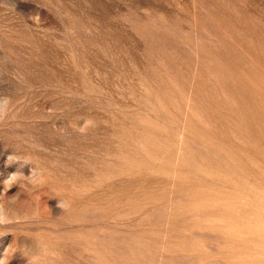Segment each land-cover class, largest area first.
<instances>
[{
	"label": "rangeland",
	"instance_id": "374dc122",
	"mask_svg": "<svg viewBox=\"0 0 264 264\" xmlns=\"http://www.w3.org/2000/svg\"><path fill=\"white\" fill-rule=\"evenodd\" d=\"M2 98L4 264H264V0H0Z\"/></svg>",
	"mask_w": 264,
	"mask_h": 264
},
{
	"label": "clouds",
	"instance_id": "9594fccd",
	"mask_svg": "<svg viewBox=\"0 0 264 264\" xmlns=\"http://www.w3.org/2000/svg\"><path fill=\"white\" fill-rule=\"evenodd\" d=\"M8 100L7 98L0 99V119H3L8 112ZM87 123V122H86ZM57 207L61 210H67L70 205L65 201H58ZM8 222V217L5 214L4 210L0 208V223ZM0 264H4L3 260H0Z\"/></svg>",
	"mask_w": 264,
	"mask_h": 264
}]
</instances>
